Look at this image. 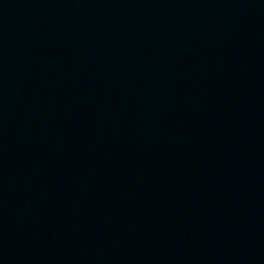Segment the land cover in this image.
<instances>
[{"label":"water","instance_id":"obj_1","mask_svg":"<svg viewBox=\"0 0 264 264\" xmlns=\"http://www.w3.org/2000/svg\"><path fill=\"white\" fill-rule=\"evenodd\" d=\"M0 264H264V0H0Z\"/></svg>","mask_w":264,"mask_h":264}]
</instances>
